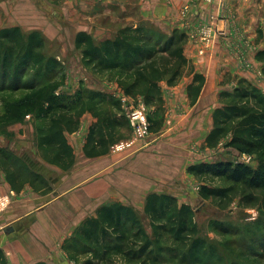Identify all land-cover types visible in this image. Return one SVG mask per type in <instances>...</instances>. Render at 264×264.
Here are the masks:
<instances>
[{"label": "trees", "instance_id": "obj_1", "mask_svg": "<svg viewBox=\"0 0 264 264\" xmlns=\"http://www.w3.org/2000/svg\"><path fill=\"white\" fill-rule=\"evenodd\" d=\"M187 43L186 32L178 29L167 32L156 23L141 22L137 27H122L113 38L98 42L93 35L79 32L75 50L81 54L86 73L91 76L95 72L106 73L126 96L141 97L147 107L155 108L148 120L151 132L159 133L165 123L163 85L174 87L184 77L192 76L188 95L194 102L205 83L185 54ZM46 47L41 32H24L20 27L0 29V95L22 94L2 100L0 135L9 126L33 116L41 122L35 140L40 161L67 173L76 161L67 134L78 132L85 115L96 119L83 149L88 158L108 154L114 145L129 138L132 129L120 101L112 94L81 88L74 96H57L61 82L55 79L45 84V81L59 74L61 67L57 58L45 53ZM256 60L262 64L264 83V48L256 53ZM29 73L34 75L28 76ZM9 77L11 84L7 83ZM219 102L204 148L216 150L223 144L242 155L254 156L257 166L230 161L202 162L189 166L187 173L195 178L224 179L241 186L245 191L241 202L258 208L264 217V90L240 80L232 91L220 93ZM106 105L108 108H104ZM0 174L15 193H21L27 186L42 195L53 191L43 172L36 171L14 149L1 144ZM232 192V188L203 187L200 198L223 202ZM142 216L149 221L153 237L143 227ZM211 225L224 235L230 234L227 225L218 222ZM165 237L181 246L176 249L163 246ZM63 249L72 254L74 261L78 256L90 255L98 264H112V256L126 264H164L166 255L181 258L180 264L188 261L199 264L196 261L200 257L216 255L215 249L199 236L192 207L180 205L168 193L148 195L143 211L120 203L100 207L96 217L85 220L65 240ZM262 255L253 256L255 264L264 263ZM94 263L87 260L83 264ZM0 264H7L1 249Z\"/></svg>", "mask_w": 264, "mask_h": 264}, {"label": "crops", "instance_id": "obj_2", "mask_svg": "<svg viewBox=\"0 0 264 264\" xmlns=\"http://www.w3.org/2000/svg\"><path fill=\"white\" fill-rule=\"evenodd\" d=\"M40 2L50 6L51 13ZM185 6L191 9L183 18ZM53 12L72 23L74 49L79 32L94 35L96 31L106 40L122 27H137L149 20L162 24L167 32L178 29L189 35L214 15L219 33L204 56L198 55V45L187 43L185 54L195 73L205 78L204 86L193 102L188 95L192 76L174 87L163 85L164 115L171 125L153 134L151 140L144 143L133 134L108 154L88 158L83 149L96 119L85 115L80 130L67 134L76 156L72 170L66 173L45 164L54 173L49 178L51 193L38 194L28 186L15 193L2 178L0 249L7 264H68L65 240L85 220L96 217L100 207L120 203L143 211L148 195L175 196L165 188L175 184L190 187L193 177L187 169L201 163L194 160L193 152L204 149L213 128V113L220 106V93L232 91L240 80L257 85V70L262 71L256 53L264 48V0H215L214 5L200 0H62L57 5L54 0H0V29L20 27L24 32H41L46 41H60L64 30ZM80 17L94 23L91 31L79 25ZM241 50L247 51L251 70L239 62Z\"/></svg>", "mask_w": 264, "mask_h": 264}, {"label": "rangeland", "instance_id": "obj_3", "mask_svg": "<svg viewBox=\"0 0 264 264\" xmlns=\"http://www.w3.org/2000/svg\"><path fill=\"white\" fill-rule=\"evenodd\" d=\"M54 1L56 5L62 2V0ZM40 4L42 5V9L44 11H46L48 14L51 13L50 6H45V3L41 2ZM53 14V17L56 18L63 27L64 37L60 41H47L45 53L48 56H54L58 59L61 71L59 74H56L55 77L45 81V84L52 82L55 79L61 82L60 87L56 91L57 96H74L79 91V89L84 88L90 91L102 90L109 94H114L115 96H113L116 97V93L122 91L115 81L110 80L109 75L106 73L97 74L95 72L93 73L95 75L91 76L86 73V69L82 63L81 54L73 48L72 36H70L72 32V23H67L64 15L60 14V12H53ZM62 17L64 19H62ZM80 20L81 23L79 25L82 27H88L90 31L92 30L94 23H89V21H86L83 17H80ZM142 22L153 24L150 20ZM156 25H160L161 29L163 28L162 24ZM96 26L98 27L99 25ZM93 34L95 35H93V37L96 42L102 41V39H104V36L98 35L96 31ZM91 73L92 71H90V74ZM30 75L33 76L34 73H29L28 76ZM11 79L12 77H9L7 80L8 84H11ZM1 84L2 75L0 74V86ZM256 86L264 90L263 81L261 84L257 82ZM21 95L22 94L12 96L9 94L0 95V112L2 109L3 99L7 97L15 99V97H19ZM130 98L134 101L142 99L141 97ZM104 108H108V105H106ZM147 111L149 116L155 111V108L147 107ZM164 120L165 126L163 125V128L169 127L171 125L170 118L166 119L164 115ZM40 124L41 122L36 121L33 116H27L23 122L9 126L5 132L0 135V144L14 149V151L27 160L36 171H41L45 174V176H47L48 179H53L52 177L54 176V173L49 170V168L45 165L46 163L40 161L35 148L36 132ZM82 131L83 128L81 132ZM153 134L155 135L157 133L151 132L150 135L147 138L142 139V141H144V143L146 141L148 142L151 140V138H153ZM132 136L133 132L131 131L129 138L124 140H129L132 138ZM193 153L194 154L192 157H194V160L201 163L218 161H230L238 163L242 161V154L238 153L236 150L225 148L223 144L216 150L206 151L204 148L203 150L197 152L195 150ZM254 161L253 167H256L257 161L255 157ZM0 176V178H3L1 174ZM189 185L190 187L188 186L186 187L187 189H184L181 186L175 184L173 185L174 187L172 186L170 189L169 187L165 188V191H169L173 194L175 193L174 195L180 205L186 204L192 207L194 211V221L199 230V236L205 240L209 247L214 248L216 251V255L214 257L205 255L204 258L200 257L196 262H200L199 264H255L254 262L257 261H253L254 255L257 253L263 254L261 257L264 258V217H262L258 208L246 205L245 203L241 202V198L245 195V191L241 186L233 185L224 179H215L212 177H193ZM203 187L215 189L232 188L233 192L230 194L229 198L223 202L217 200L204 201L200 198V191ZM142 221L143 227L146 229L149 236L153 237V230L149 225V221L143 216ZM213 222L227 225L230 228V234L224 235L216 231L211 225ZM163 246L176 249L180 247L181 244L176 243L170 237H165ZM64 254L65 260L68 264H83L87 260H92L95 262L94 264H98V261L93 260V257L90 255L78 256V258L74 261L71 258V253H67L64 250ZM181 260V258H169V256L166 255V262L164 264H180ZM110 261L112 264H126L125 261L116 256H112ZM187 264L194 263L192 261H188ZM257 264L264 263L259 262Z\"/></svg>", "mask_w": 264, "mask_h": 264}, {"label": "built area", "instance_id": "obj_4", "mask_svg": "<svg viewBox=\"0 0 264 264\" xmlns=\"http://www.w3.org/2000/svg\"><path fill=\"white\" fill-rule=\"evenodd\" d=\"M200 2L214 5L215 0H200ZM190 9V6H185L182 9L181 16L183 18H186L190 13ZM216 25L217 16L212 15L209 17L207 23L199 25L195 31L188 35V42H192L195 45L199 46V56H204L209 50H211L219 33ZM246 45L250 51L253 50L250 44ZM246 53L247 51L245 50L239 51L237 58L247 70H251L253 66L248 61ZM257 78L258 82L261 84L263 80L261 70H257ZM116 98L120 101L122 105V109L127 119L129 120L132 132L135 137L140 139L147 138L151 133V129L150 122L148 120V111L144 101L142 99L134 101L122 92L116 93ZM254 162V156L243 154L242 161L238 163L253 166Z\"/></svg>", "mask_w": 264, "mask_h": 264}, {"label": "water", "instance_id": "obj_5", "mask_svg": "<svg viewBox=\"0 0 264 264\" xmlns=\"http://www.w3.org/2000/svg\"><path fill=\"white\" fill-rule=\"evenodd\" d=\"M11 231H13V230L11 229Z\"/></svg>", "mask_w": 264, "mask_h": 264}]
</instances>
